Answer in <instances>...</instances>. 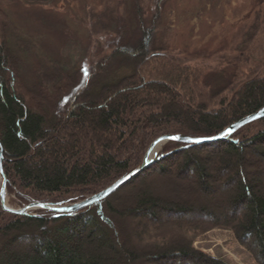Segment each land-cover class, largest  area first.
Wrapping results in <instances>:
<instances>
[{
	"label": "trees",
	"instance_id": "16d2710c",
	"mask_svg": "<svg viewBox=\"0 0 264 264\" xmlns=\"http://www.w3.org/2000/svg\"><path fill=\"white\" fill-rule=\"evenodd\" d=\"M159 1L149 22L140 0H130L134 28L120 22L113 49L71 71L39 64L23 71L27 52L10 41L0 6V142L11 207L82 201L137 169L158 138L215 137L264 108V67L229 63L236 69L226 77L166 56L155 38ZM207 161L219 168L210 171ZM263 161L264 118L223 141L168 142L154 164L77 213L14 215L0 203V264H226L193 247L213 229L230 231L264 264V185L252 177ZM222 171L223 186L236 183L223 220L185 223L191 215L214 218L208 203L223 207L210 183L222 181ZM130 238L137 248L128 247Z\"/></svg>",
	"mask_w": 264,
	"mask_h": 264
},
{
	"label": "rangeland",
	"instance_id": "374dc122",
	"mask_svg": "<svg viewBox=\"0 0 264 264\" xmlns=\"http://www.w3.org/2000/svg\"><path fill=\"white\" fill-rule=\"evenodd\" d=\"M140 2L150 22L160 1ZM130 3V0H0L10 20V41L18 51L21 47L27 52L22 67L25 72L38 64L43 70L46 66L58 65L71 71L107 55L119 39L120 22L134 28L130 23ZM155 38L157 45L168 48V58L207 70L216 68L226 77L233 76L236 69L230 64H236L241 71L251 66L264 67V0H163ZM237 56L240 64L234 62ZM247 77H243L237 87L252 78ZM245 156L247 160L252 158L249 152ZM206 165L210 171L219 168L212 161H207ZM221 175L222 181L210 183L218 189L223 207L219 209L217 202L208 203L207 208L215 213L214 218L191 215L183 219L185 223L223 220L227 211L225 201L230 187L236 183L223 186L228 174L222 171ZM252 177L260 178L264 185V171ZM162 185L159 184V188ZM156 189L159 195L166 191ZM11 197L7 194L8 205ZM167 218L175 216H163ZM128 221L131 226L132 220ZM128 247L137 248V244L130 238ZM193 247L226 264H255L228 230H210L198 237Z\"/></svg>",
	"mask_w": 264,
	"mask_h": 264
},
{
	"label": "water",
	"instance_id": "95a60500",
	"mask_svg": "<svg viewBox=\"0 0 264 264\" xmlns=\"http://www.w3.org/2000/svg\"><path fill=\"white\" fill-rule=\"evenodd\" d=\"M264 118V108L260 109L256 113L249 115L234 124L230 125L227 129H225L222 133L215 137L210 138H191L184 135H167L158 138L155 140L148 148L142 164L132 171L130 174L120 178L118 181L113 183L108 188L104 189L103 191L89 196L86 199L72 204H66V205H48V204H41V203H35L30 204L22 209H13L7 204V190H6V181L3 173V161H4V150L3 146L0 142V203L1 208L3 211L14 214V215H22L27 216L29 215L30 211L35 210H43L50 213H54L57 215H65V214H71V213H77L79 211H82L83 209L90 207L96 203L101 202L102 200L110 197L114 193H116L121 187H123L125 184H127L129 181H131L133 178H135L137 175L142 173L145 169H147L149 166L154 164L157 160L158 152L162 149V147L167 144L168 142H175L180 143L184 145H201L204 143H213V142H219L226 140L231 135H233L236 131L241 129L242 127L255 122L257 120H260Z\"/></svg>",
	"mask_w": 264,
	"mask_h": 264
}]
</instances>
